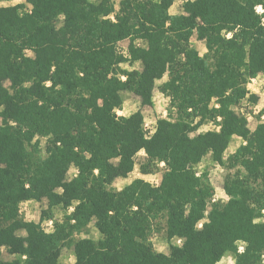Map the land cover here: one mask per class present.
Wrapping results in <instances>:
<instances>
[{"label": "trees", "instance_id": "obj_1", "mask_svg": "<svg viewBox=\"0 0 264 264\" xmlns=\"http://www.w3.org/2000/svg\"><path fill=\"white\" fill-rule=\"evenodd\" d=\"M175 1L0 6V249L13 256L0 251V264H60L70 243V264H222L227 253L231 264H264V121L252 130L237 109L249 79L264 75V25L255 11L264 0H185L183 12L170 14ZM194 35L205 40L204 55ZM136 61L141 70L122 67ZM166 74L159 89L176 117L159 118L146 136L142 109L117 114L121 93L152 106ZM211 121L219 129L197 132ZM236 136L244 143L228 158L236 168L225 177L228 199L208 210L214 189L195 167L207 155L225 163ZM141 150L142 174L165 163L161 183L137 177L113 189ZM72 166L78 172L69 178ZM37 197L47 200L39 222L22 219L20 204ZM162 217L168 239L182 240L170 253L150 241ZM45 220L54 221L52 231ZM92 223L100 238L76 239Z\"/></svg>", "mask_w": 264, "mask_h": 264}, {"label": "rangeland", "instance_id": "obj_2", "mask_svg": "<svg viewBox=\"0 0 264 264\" xmlns=\"http://www.w3.org/2000/svg\"><path fill=\"white\" fill-rule=\"evenodd\" d=\"M97 1V0H92ZM117 8L119 7V2L121 0H115ZM185 0H176L174 4H176L174 13L183 12V4ZM19 3H26V0H21ZM18 3H13V0H0V6L6 5H15ZM30 8V6H27ZM172 8V7H171ZM193 45L200 51L202 55L207 52L206 42L205 40H200L196 35L192 37ZM141 44V41H138ZM129 44V40H125L119 43V49L121 51H126ZM206 49V50H205ZM30 53V52H29ZM31 54V53H30ZM126 65L127 67H123ZM122 67L125 69H142V62L136 61L132 65L129 62L123 63ZM260 77V79H257ZM168 78L166 74L162 79H159L156 84V88L154 90V104L152 106H142L141 99L132 91H122L123 104L120 108L116 109L118 115H127L129 116L131 113L137 111L138 109H142L144 114V122L148 123L150 127L157 123L159 118H172L175 119L176 114L173 110L170 98L166 96L160 89L159 86L165 82ZM252 85V88H257L258 91H253L252 88L249 87ZM248 94L245 99L242 100L241 104L237 107L240 113H244L248 118L249 127L253 130L258 125V123L264 121V75H257L251 79H249L247 83ZM203 129V131H201ZM209 129H219V126L216 122L211 121L203 125L197 132H205ZM149 131V130H148ZM48 143L47 138L41 139V147L42 152L45 154L46 145ZM244 143V139L241 137H234L231 142V145L227 149L225 153L224 161L225 163L219 164L215 162L210 155L204 157V159L196 165L195 169L198 174L202 172L207 173L208 181L211 183L214 189V195L209 199L208 210L211 208L212 203L215 200H227L228 195L224 190V181L225 177L229 172H233L236 168L228 167V158L229 156L235 152L238 146ZM141 151L136 155V163L133 171L128 175V177H119L112 184L113 189H122L126 185L132 182L137 177H142L153 184H160L163 174L165 172V165H162L160 162L158 163V167L155 169L153 173L150 174H142L140 170L141 163L145 160L146 153L143 151V154H140ZM78 172L77 168L72 166L68 177L71 178L76 175ZM98 172V171H97ZM47 207V200L44 197H37L28 201H24L20 204V217L24 220H33L39 222L41 212L44 208ZM207 210V212H208ZM63 209L57 208L55 209V217L62 218ZM201 221L199 223V227L202 225ZM44 228L47 231L53 230L54 221L53 220H45L43 223ZM21 234L25 235L26 232L24 230L20 231ZM101 234L95 225L90 224L86 230L82 233L76 235V239L80 237H91L93 239L100 238ZM150 241L153 250L157 252H165L170 253V246L172 243L181 244L182 240L180 239H168L166 234V221L165 218L159 219L150 234ZM2 257L4 259H12L13 256L8 253L7 249L2 248ZM234 263V255L232 253H227L221 260L222 264ZM75 262V253H74V244L70 243L66 245L60 257V264H70Z\"/></svg>", "mask_w": 264, "mask_h": 264}, {"label": "clouds", "instance_id": "obj_3", "mask_svg": "<svg viewBox=\"0 0 264 264\" xmlns=\"http://www.w3.org/2000/svg\"><path fill=\"white\" fill-rule=\"evenodd\" d=\"M19 2H21V0H13V3H19ZM175 7H176V4H173L172 8L169 9V13L170 14L174 13ZM255 11L257 12V14H261V24L264 25V6L257 5L255 7ZM107 18H112V17L110 16V17H107ZM229 38H230V34H229ZM123 67H127V66L123 65ZM122 79H126V78L122 77ZM257 79H260V77H257ZM249 87L252 88V85H249ZM252 90L253 91H258L257 88H252ZM262 95H264V94H262ZM125 115H127V114L125 113ZM201 131H203V129H201ZM146 139H147V137H146ZM140 154H143V150H141ZM0 251H2V249H0ZM238 251H242V249H238ZM229 264H231V261H229Z\"/></svg>", "mask_w": 264, "mask_h": 264}, {"label": "built area", "instance_id": "obj_4", "mask_svg": "<svg viewBox=\"0 0 264 264\" xmlns=\"http://www.w3.org/2000/svg\"><path fill=\"white\" fill-rule=\"evenodd\" d=\"M156 125H157V123H155L154 125H152V127H150V125L148 124V123H146V122H144V129L146 130V136H149V135H151L154 131H155V129H156ZM149 130V131H148ZM162 164H165L163 161H162ZM202 226V225H201ZM244 245H245V243L244 242H240L239 243V249H242L243 250V248H244Z\"/></svg>", "mask_w": 264, "mask_h": 264}, {"label": "crops", "instance_id": "obj_5", "mask_svg": "<svg viewBox=\"0 0 264 264\" xmlns=\"http://www.w3.org/2000/svg\"><path fill=\"white\" fill-rule=\"evenodd\" d=\"M162 164V162H160ZM162 165H165V164H162ZM181 240V239H180Z\"/></svg>", "mask_w": 264, "mask_h": 264}]
</instances>
